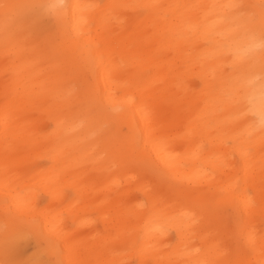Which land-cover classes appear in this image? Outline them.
I'll list each match as a JSON object with an SVG mask.
<instances>
[{"label": "bare ground", "instance_id": "obj_1", "mask_svg": "<svg viewBox=\"0 0 264 264\" xmlns=\"http://www.w3.org/2000/svg\"><path fill=\"white\" fill-rule=\"evenodd\" d=\"M58 3L0 0V264H264V0Z\"/></svg>", "mask_w": 264, "mask_h": 264}, {"label": "rangeland", "instance_id": "obj_2", "mask_svg": "<svg viewBox=\"0 0 264 264\" xmlns=\"http://www.w3.org/2000/svg\"><path fill=\"white\" fill-rule=\"evenodd\" d=\"M39 23L42 25L43 29H53V31L55 32V24H54V21H53V18H52V15L48 12H45L44 14H42L39 19H38ZM39 163L43 166L47 165L46 161L45 160H41L39 161ZM121 191H112L110 193V196L113 198L115 196H117ZM68 194V200H72V198H74V193L72 191H69L67 192ZM41 194V196H39V205L40 206H43L46 204V197L45 195ZM41 197V199H40ZM141 196L139 194L136 193V198H138L139 200H141L140 198ZM69 202H65L63 203L60 207L63 208L65 205H67ZM236 212L234 211V209H232L231 207H227V208H224L223 209V215L221 214H217L215 216H213V219L216 221L217 224H219L220 222L219 219H216L214 217H220L222 218V221L221 223L222 224H225V227L226 228H231L233 227L234 225V221H235V217H236ZM73 217H71V214H68L65 215V219L67 220L68 222V225L70 227H73L75 224H74V218L72 219ZM91 218L92 219H96V215L95 214H92L91 215ZM71 222V224H70ZM73 222V224H72ZM220 223V224H221ZM262 223L264 224V221L262 220ZM262 224V225H263ZM95 225L97 228H101V224L98 222V221H95ZM173 232V231H171ZM170 232V235H169V238L172 239V240H175V232L171 233ZM173 234V236L171 235ZM229 239V238H228ZM228 239H224V243H229ZM229 240H231V242H234L235 239L234 238H230ZM33 250H35V244H34V241L31 240V239H28V240H25V241H21V242H18L11 250V253L9 254L8 256V259L11 260V261H21L22 259H24L25 257H27ZM48 264H52V263H48ZM125 264H136V260L134 257H130V258H127Z\"/></svg>", "mask_w": 264, "mask_h": 264}, {"label": "clouds", "instance_id": "obj_3", "mask_svg": "<svg viewBox=\"0 0 264 264\" xmlns=\"http://www.w3.org/2000/svg\"><path fill=\"white\" fill-rule=\"evenodd\" d=\"M62 5L63 0H59L57 6ZM256 46L264 47V42H259ZM243 87L245 93L241 99L251 105L247 114L252 117V128L256 131L264 130V78L253 76L244 82Z\"/></svg>", "mask_w": 264, "mask_h": 264}]
</instances>
